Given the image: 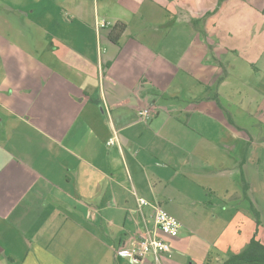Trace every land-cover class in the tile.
<instances>
[{"label": "crops", "instance_id": "obj_1", "mask_svg": "<svg viewBox=\"0 0 264 264\" xmlns=\"http://www.w3.org/2000/svg\"><path fill=\"white\" fill-rule=\"evenodd\" d=\"M250 6L0 0V264H223L264 244V137L237 119L264 114ZM147 236L170 244L160 262L118 255Z\"/></svg>", "mask_w": 264, "mask_h": 264}, {"label": "built area", "instance_id": "obj_2", "mask_svg": "<svg viewBox=\"0 0 264 264\" xmlns=\"http://www.w3.org/2000/svg\"><path fill=\"white\" fill-rule=\"evenodd\" d=\"M107 23L101 21L98 23V28L104 29ZM152 109L145 108L140 111L139 115L141 120H147L152 116ZM118 137L115 136L109 141V145L116 144ZM139 206H146L149 203L145 199L138 200ZM153 220L155 227L163 233L171 237H177L180 234L181 223L180 221L164 210L160 205H156L153 213ZM171 252V246L161 238L147 236L143 240L132 243L130 246H123L118 250V255L130 259L132 262H142L149 254L155 256L156 262H160L162 255Z\"/></svg>", "mask_w": 264, "mask_h": 264}, {"label": "rangeland", "instance_id": "obj_3", "mask_svg": "<svg viewBox=\"0 0 264 264\" xmlns=\"http://www.w3.org/2000/svg\"><path fill=\"white\" fill-rule=\"evenodd\" d=\"M250 1L251 0H235V2L238 3L240 6L238 8L237 14H250L251 13L250 11L245 10V8H249V9L251 8ZM251 14H261V13H258L256 10H254V12ZM252 24L254 25V29L251 31L250 35L244 36L245 38L243 42H244V46L245 44H247L250 47V49L253 50L251 52L252 56L254 58H257V61L263 66L260 67L257 65L255 66V68L257 69L258 67H260V70L264 73V20H260L254 17V21H252ZM242 30L244 31L245 29ZM241 50L245 52L244 48H242ZM221 102H224V105H227V102L224 99H221ZM234 103H238V102L235 101ZM234 105L235 106L232 107L238 108V106H236L238 104H234ZM262 110H264V106ZM252 111L253 109L250 106L246 110V115L245 114L238 115L237 116L238 124H240L241 126L244 125V128L246 129V131H248V133L251 132L253 136L257 138V140H260L264 137V123H262V120H264V114L255 113L254 115H252L253 114ZM256 212L257 211L255 210V213ZM242 229L244 230L245 234H247V229L249 228L243 227ZM149 260L152 259L149 258Z\"/></svg>", "mask_w": 264, "mask_h": 264}, {"label": "trees", "instance_id": "obj_4", "mask_svg": "<svg viewBox=\"0 0 264 264\" xmlns=\"http://www.w3.org/2000/svg\"><path fill=\"white\" fill-rule=\"evenodd\" d=\"M126 26L124 24H117L114 27L113 32L110 37L114 42L118 41V38L125 31ZM244 196L246 197V192L248 191L247 184H245ZM257 216V214H256ZM257 223L259 219L257 216ZM223 264H264V244L253 237L248 245V247L240 253H236L227 258Z\"/></svg>", "mask_w": 264, "mask_h": 264}]
</instances>
